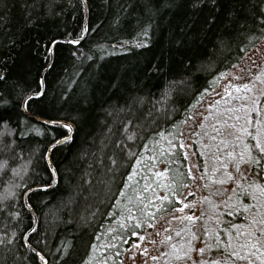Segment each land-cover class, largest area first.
<instances>
[{"label":"trees","instance_id":"obj_1","mask_svg":"<svg viewBox=\"0 0 264 264\" xmlns=\"http://www.w3.org/2000/svg\"><path fill=\"white\" fill-rule=\"evenodd\" d=\"M85 2L86 33L74 45L70 39L80 38L84 30L83 0H0V70L7 71L12 80L27 69V80L33 83L18 80L27 91L36 87L35 81L51 61L43 74L46 95L35 98L30 113L73 126L72 139L50 152L55 185L26 196L36 217L34 225L24 194L36 184H52L53 173L44 153L52 142V132L64 135L68 130L34 121L22 110L0 108L15 130L0 139L16 145L13 153L0 152V159L14 156L7 171L0 169V192L12 175L11 168H23V162L28 161L23 176L16 177V194L6 201L11 206L7 211L0 210V264H40L24 244L29 228L35 231L29 232L26 240L30 238L32 247L44 254L46 264H105L106 256L112 254L107 247L112 234L121 233L116 219L121 215L119 190L128 182L137 157L145 151L150 153L148 148L153 142L166 138L169 132L175 133L177 147L169 152L173 159L171 163L167 159L166 164L170 170L185 174L183 191H192L185 197L194 201L197 217L203 213L199 223L212 237L209 240L201 236L195 246L215 242L214 231L221 232V238L227 241L223 235L226 225L247 224L248 213L233 212L231 208L227 213L222 211L228 201L220 189H235L231 181L220 185L207 179L213 173L205 172L203 164L211 168L216 164L212 156L224 155L223 148L216 152L220 140L210 137L216 133L223 136L229 130L228 124L218 123L225 120V113L229 118L239 117L236 127L244 124L241 105L252 103L248 99L252 93L229 88L228 96L224 89L213 94L264 40V23L258 19L264 13V0ZM60 39L69 42H57L52 53L47 52L52 41ZM252 66L253 70L264 66V52ZM217 73L224 75L213 80ZM232 78L238 83L251 80L241 71ZM258 87L264 91V85ZM205 88L211 91H202ZM166 92L169 94L162 100ZM200 104L206 112L198 115ZM186 109L198 117L195 126ZM177 121L180 123L173 129ZM125 124H129L128 129ZM21 130L28 134L21 136ZM129 131L133 132L134 143L126 139ZM224 139L231 150L233 141L227 136ZM124 144L134 150L131 155L128 148L122 147ZM180 144L185 147L180 148ZM113 160L117 161L115 165ZM189 167L193 168L195 180L187 176ZM202 176L205 179H200ZM257 200L264 203L259 194ZM13 212L20 215L13 217L9 214ZM214 217H219L220 222ZM189 223L174 221L175 229L178 225L183 229L177 243L183 234L187 236ZM110 227L112 232L108 231ZM236 231L242 232L243 228L232 230L233 243ZM156 246L158 264H168L161 255L164 247L159 242ZM96 247L99 254L93 259ZM122 261L125 257L120 250L111 264H124ZM153 262L150 258L148 264Z\"/></svg>","mask_w":264,"mask_h":264},{"label":"snow or ice","instance_id":"obj_2","mask_svg":"<svg viewBox=\"0 0 264 264\" xmlns=\"http://www.w3.org/2000/svg\"><path fill=\"white\" fill-rule=\"evenodd\" d=\"M261 23H264V13L258 18ZM83 36V30L79 34ZM144 35H147V32H144ZM70 39V38H69ZM249 39H255V37H249ZM72 44L80 43L79 37L76 39H70ZM56 43V41H52ZM147 43V41H145ZM243 47V45H241ZM52 48H48L47 52L51 53ZM240 71L244 74L245 77L250 76L251 80L245 79L244 83L234 84L231 81L226 85L227 88H236L243 89L245 93L251 92L252 95L248 97L252 101L251 104L243 103L241 107L244 109V124L242 126L236 127L239 122V117H227L225 113V120L218 121V123H225L229 125V130L220 135L216 133L211 140H220V147L216 149V152L219 153L220 149H224V155H213L212 159L216 161V164L209 168L207 163L203 164L205 172L211 171L212 176L207 177V179L213 180L220 185H224L229 181L232 182L231 187L235 189V192L225 191L223 188L220 189V194H222L228 202L224 204L222 211L228 212L229 208L233 212L237 213H248L245 219L248 221L247 224H236L232 223L226 225L223 230V235L227 236V241L223 240L222 233L219 231H214L213 236L215 242H209L201 244L200 247H196L195 244L200 240V237H207L209 240H212V237L209 236V232L204 230L203 226L200 225L199 221L204 219L203 213L201 216H194L189 210L185 216L179 217L173 214L175 209H173V201L180 202L177 207H183V182L185 179V174L179 172L177 169L169 170L164 168L162 171H157V177L161 176L162 173H168L171 171V177L168 180L167 184L161 183V187L165 189L163 195L159 193L151 192L152 186L147 185L143 189H137L134 192V196L138 198V204L142 205L141 207L137 206V203L128 204L127 211L124 214V218L117 216L118 228L121 231V239H124V235L128 234L131 237H139V240L127 241L129 255L133 258V264H143L142 261H139L137 253L131 251L134 244H140V240H146L145 225L149 227L152 226V222L160 219L167 226V230H171L175 235L166 234L164 235L159 244L164 247L165 251L161 255L165 258L168 264H264V203L257 200V194L264 199V91H260L258 85H264V66L259 67L256 70H253L255 66L250 67H241ZM24 75L9 79V73L4 70H0V108H5V110H23L26 115H30V109L33 106L35 98L43 99L46 95V77L41 74L38 78V81H35L36 87L34 89L25 90V86L18 83V80L27 81L28 83H33V81L27 80V69H24ZM223 73H217L216 77H213V80H217L219 77L223 76ZM237 79L242 77L237 76ZM202 91L208 92L211 91L210 88H205ZM169 93L166 92L161 99H165ZM199 95V93L197 94ZM225 96L229 95V91L225 90ZM239 99V97H237ZM143 100V97L140 98ZM189 109L192 108V105L188 106ZM200 107H203L200 104ZM209 108L212 105H208ZM186 115L192 116L193 119L191 123L193 126L196 124L198 117L189 112L187 109ZM170 115V113H166ZM34 118V117H33ZM234 121V123H233ZM47 125H60L61 128L66 130H71L72 125L70 123H62L56 120H46L44 121ZM180 121H177L171 127L175 129ZM125 129L129 128V124L124 125ZM234 129V132H233ZM10 122L8 119H5L3 113H0V137H6L10 134H14ZM51 131V129H49ZM163 132V130H161ZM215 132V130H214ZM28 133L21 130L20 135L25 136ZM193 135H195L193 133ZM224 136H227L228 139L233 141V146L231 150L227 145V141L224 139ZM19 139V137H17ZM70 135L64 134L59 135L57 132H52V144H49L48 147L52 148L54 144H60L61 142L71 140ZM126 139L128 141L135 142V137L132 131L127 133ZM120 144V141L116 142ZM16 145L14 142L9 141L5 142L4 139H0V152L3 153H13ZM124 148H128V153L131 155L133 149L128 147L127 144L122 145ZM146 147V145H145ZM180 148H184V144L179 145ZM207 147V146H206ZM45 157L49 154L44 153ZM187 156V153H185ZM14 156H8L7 158L0 159V169L7 171L11 159ZM155 158V157H153ZM140 157H137V162H139ZM24 167L19 166L11 168L12 175L7 177L8 182L4 185L3 192H0V210L7 211L8 207L11 205L6 203L9 197H13L16 194V188L18 183L16 181L17 176H23V172L27 170L28 161H24ZM117 163L116 160H113V164ZM171 163V160L168 161ZM180 163V162H178ZM135 166V165H134ZM197 165L196 167H199ZM53 171L55 169L53 168ZM133 173L128 174V179L131 180ZM187 176H192L195 180L193 168L189 167L187 170ZM217 177L219 179L217 180ZM2 179V177H0ZM200 179H205V177H200ZM206 187L212 189V184H206ZM47 188V184H36L33 189H29L28 192L34 191L38 188ZM128 187L127 183H124V186L120 188V195L125 194V188ZM151 192V195L149 193ZM28 195V193H25ZM231 197V198H230ZM243 197V199H241ZM204 198H202L203 200ZM211 199L210 197L208 198ZM251 200L252 203H247L246 201ZM150 201H155L154 204ZM223 203V201H221ZM27 207H31L30 204ZM114 207H116L114 205ZM191 207V205H190ZM212 207L215 209V205ZM221 211V209H216ZM255 214H252V213ZM13 217L19 216V212L9 213ZM108 215L111 216L112 212L109 211ZM91 216V214H89ZM167 217V219H164ZM217 220V223L220 222L219 217H214ZM189 221V231L187 236L183 237L180 240V243L176 242V238L180 236L183 232V229L177 226V229L172 228V221ZM206 223V221H205ZM243 228V231H236L234 233L236 237V242L233 243V229ZM35 229L29 228L28 232H34ZM109 232H112L113 229L110 227ZM160 231H166V229L161 226ZM159 234V233H157ZM28 235V233H25ZM115 238V237H113ZM3 243V241H0ZM29 248L32 247L30 238L28 241H25ZM152 244H156L157 241L153 239ZM65 249L68 248L67 244H64ZM146 245H140L139 251L143 252L145 256L148 255V252L145 251ZM171 249V251H169ZM223 249V250H221ZM36 251V249H33ZM58 256H62L63 253H57ZM118 255V254H117ZM39 259L45 260L46 257L44 254H39ZM126 259V258H125ZM153 261H157L156 256H152Z\"/></svg>","mask_w":264,"mask_h":264},{"label":"rangeland","instance_id":"obj_3","mask_svg":"<svg viewBox=\"0 0 264 264\" xmlns=\"http://www.w3.org/2000/svg\"><path fill=\"white\" fill-rule=\"evenodd\" d=\"M261 52H264V40L261 42V44H259L252 53H250L246 59L244 60V62L242 63V65H240L241 67H250L253 65V63L255 62V60L258 59V57L260 56ZM240 71V68L236 67V69L233 71V73H231L229 76H227V78L223 81V83L221 84L220 88H218L216 91H214V94L216 96V94H218V92H220L221 90H227L229 88L226 89V85L229 81H231L234 84H237L239 81L236 78H232L233 75L237 74ZM233 79V80H232ZM205 109H203V107H199L196 110V114L200 115L202 114V112H206L204 111ZM203 113V114H204ZM154 144H152L148 150H150V153H147L146 151L140 155V159L139 162H137L135 164V166L133 167L131 173H133L132 179L128 180L127 184L128 187L125 188V194L123 196L120 195L119 198V204H120V211H121V215L120 217L124 218V214L127 211L128 208V204L126 202H130V203H137L138 207H141L142 205L138 204V198H136L134 196V192L137 189H143L144 187H146L147 185H151L152 189L151 192H155V193H159L160 195H163L165 192V189L163 187H161V183L163 184H167L168 180L171 177V172L168 173H162L161 176L157 177L156 172L157 171H162L164 168H168L170 170V168L168 167V165L166 164V160L167 159H173L172 154H170L169 152H173L174 147L177 144L176 143V138H175V133L174 132H169V135L166 136V138H160L159 140H157L156 142H153ZM188 149L186 148V151ZM155 157V158H153ZM151 192L149 193V195H151ZM150 203L154 204L155 201H150ZM181 210V208H180ZM193 210V209H192ZM191 211V213L196 216L198 211ZM187 208H185L183 211L177 212L176 216L179 217H183L185 216L186 212H187ZM174 223V221L172 222ZM186 235H182L180 237V240L185 237ZM179 240V243H180ZM146 248V247H145ZM150 248H153L151 245H149L147 247V252L148 255L149 254V250ZM158 249L156 248V251ZM132 251H135L137 253V256L139 258V261L142 260V258L145 256L144 253H140L138 251V249H132ZM158 252V251H157ZM99 251L97 249V247L93 250L92 252V258L94 259L96 256H98ZM153 256H157L156 252ZM124 257L125 262L124 264H133V258L131 257V255H129V253L126 254V252L124 253ZM89 264V262H88Z\"/></svg>","mask_w":264,"mask_h":264},{"label":"flooded vegetation","instance_id":"obj_4","mask_svg":"<svg viewBox=\"0 0 264 264\" xmlns=\"http://www.w3.org/2000/svg\"><path fill=\"white\" fill-rule=\"evenodd\" d=\"M190 190V191H189ZM190 192L192 193L191 189H187V191L184 193L183 195V207L181 208L180 210V207H177V205L180 204V202H177V201H173V204H172V207L173 209H175V211L173 212L174 215L177 214V212H180V211H183L185 208H187V210H192L193 213H194V201L192 199H189L187 196L185 197L186 194L190 195ZM191 205V207H190ZM187 211V212H188ZM186 212V213H187ZM164 219H167V217H165ZM187 220H184L183 222L179 221L180 224L182 225L184 222H186ZM173 222V221H172ZM171 222V223H172ZM163 226L166 231H160V227ZM175 226L176 225H173L172 223V228L175 229ZM145 232L147 234L146 236V240H140V244H134L132 249H140V245H146V248H145V251H147V247L149 245H151L153 248H150L149 250V254L150 256H144L142 258V262L143 264H148V261L149 259L155 254L156 252V244L160 241V239L166 235V234H172L173 232H171V230H167V226L163 223L162 220L160 219H157L155 221L152 222V226L149 227L147 224L145 225ZM159 233V234H157ZM115 237V238H113ZM131 239V240H139V237H131L130 235L128 234H125L124 235V239H121V233H114L112 234L111 236V243L109 241L107 247H108V253H112V254H109L108 256H106V258L104 259V263H109L111 264V260L115 258V254L118 252V251H122L123 253L126 252V254L128 253V251H126V248L128 247V244H127V241ZM155 239L157 241L156 244H152L151 241ZM120 249V250H119ZM131 249V251H132ZM140 253H143L141 251H139ZM107 253V251H106ZM121 257V256H120ZM157 257V256H156ZM124 262V261H122ZM153 264H158L157 261H154Z\"/></svg>","mask_w":264,"mask_h":264},{"label":"water","instance_id":"obj_5","mask_svg":"<svg viewBox=\"0 0 264 264\" xmlns=\"http://www.w3.org/2000/svg\"><path fill=\"white\" fill-rule=\"evenodd\" d=\"M83 3H84V9H85V19H84V30H83V33H84V35H85V33H86V20H87V11H86V2H85V0H83ZM84 35L83 36H81L80 38H79V40H81L83 37H84ZM56 41V43L57 42H69V40H64V39H60V40H55ZM54 44L55 43H52V45H51V47L50 48H52L53 49V46H54ZM52 53V52H51ZM50 63H51V61H50ZM50 63L48 64V66L46 67V69L42 72V74H44V72L49 68V66H50ZM228 84V83H227ZM23 111V110H22ZM24 112V111H23ZM24 114H25V112H24ZM26 115V114H25ZM27 117H29L30 119H32V120H34V121H37V122H40V123H44V121H46V120H48V119H44V118H40V117H36V116H33V115H26ZM34 117V118H33ZM62 123H69V122H61V124ZM44 124H46V123H44ZM47 125V124H46ZM50 126H54V125H50ZM72 132H73V126H72V129L71 130H68V133H67V135H72ZM62 143V142H61ZM51 144H52V142H51ZM58 144H54L53 145V147L54 146H57ZM52 147V148H53ZM52 148H49L48 147V151H47V153L49 154L48 156H47V161H48V164H49V166H50V168H51V171H52V173H53V182H52V184L51 185H49L47 188H51V187H53L54 185H55V183H56V173H55V171H53V166H52V163H51V161H50V152H51V150H52ZM35 186H33V187H31L30 189H33ZM38 189H40V190H43V189H46V188H43V187H41V188H38ZM38 189H36V190H38ZM29 190V189H28ZM28 190L25 192V193H28ZM26 196L27 195H25L24 194V203L27 205V200H26ZM28 209H29V211L33 214V216H34V225H35V222H36V217H35V215H34V212L32 211V209H31V207H27ZM34 227V226H33ZM29 233V232H28ZM25 241H27L26 240V235L24 236V244H25V246H27L28 247V245L25 243ZM29 248V247H28ZM32 251H33V249H35V248H33V247H31L30 248ZM35 254H36V256H37V258H38V260H39V262H40V264H46L45 263V261L44 260H41V259H39V254H40V252L39 251H33Z\"/></svg>","mask_w":264,"mask_h":264}]
</instances>
